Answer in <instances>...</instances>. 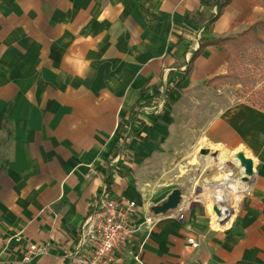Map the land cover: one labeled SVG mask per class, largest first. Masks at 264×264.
<instances>
[{
	"label": "crops",
	"instance_id": "obj_1",
	"mask_svg": "<svg viewBox=\"0 0 264 264\" xmlns=\"http://www.w3.org/2000/svg\"><path fill=\"white\" fill-rule=\"evenodd\" d=\"M202 10L200 0H0V264H64L105 173L110 194L136 201L140 215L176 189L187 203L184 219L170 212L155 227L143 264H264V110L218 96L199 120L215 93L206 83L228 72L224 49L208 47L178 86L200 39L264 21V0H233L212 26L190 19ZM134 124L132 157L113 174L108 162ZM239 153L254 162L248 182ZM227 171L246 189L214 230L206 192ZM30 245L46 253L25 262ZM134 250L115 264H140Z\"/></svg>",
	"mask_w": 264,
	"mask_h": 264
},
{
	"label": "built area",
	"instance_id": "obj_2",
	"mask_svg": "<svg viewBox=\"0 0 264 264\" xmlns=\"http://www.w3.org/2000/svg\"><path fill=\"white\" fill-rule=\"evenodd\" d=\"M214 14H217L216 10ZM136 125H128L124 134L119 138L117 153L108 162L113 174H118L123 165L132 157L129 145L136 136L134 132ZM221 169L224 171L223 166ZM227 174L232 177V172L227 171ZM107 177L109 174L105 173V178ZM181 206L171 212L179 220L184 219L185 213L180 210ZM138 209V204L134 200L125 197L114 198L108 192L106 185L77 230L71 248L64 250L62 255L64 264H115L119 256L132 246H135V250L130 251L129 254L138 263L143 264L141 254L155 227L168 214L144 213L140 215ZM188 242L196 249L199 247L193 239ZM45 253L46 250L30 245L23 259L25 262H30L36 256Z\"/></svg>",
	"mask_w": 264,
	"mask_h": 264
},
{
	"label": "trees",
	"instance_id": "obj_3",
	"mask_svg": "<svg viewBox=\"0 0 264 264\" xmlns=\"http://www.w3.org/2000/svg\"><path fill=\"white\" fill-rule=\"evenodd\" d=\"M202 3L203 10L199 14L190 15V19L203 25H213L215 22L221 17L224 13V10L228 5L232 3L233 0H200ZM213 9H216L217 14H213ZM208 47H216L218 49H224L228 54V72L224 75L217 76L211 80H209L206 85L207 87L213 88L217 90L223 84L230 83L232 81H241L244 82L246 85H251V89H255L257 87L256 80L254 82L251 81L253 78H257L259 73L256 75L251 74L250 70L247 68L245 69L242 66V60L245 53L248 50H252L254 52H261L264 54V21L257 23L256 25L250 27L248 30L236 35L227 38H219V39H211L208 37H202L200 39V46L197 51L193 53L191 60L189 61L187 71L185 73V77L182 79L181 84L178 86H182L183 83L190 78L191 74L194 70L195 61L200 58L205 50ZM239 67V68H236ZM253 67V66H251ZM264 68V63L263 66ZM238 71V72H237ZM260 73H263L262 78L260 81L264 83V70H260ZM249 87V86H247ZM172 92V88L169 90L167 89L163 93V98L168 99L170 93ZM252 98L256 97V100L251 101V103H258L260 101L264 105V90L260 92H253L252 91ZM151 105V101H145L143 104H139L134 106L129 115L130 123H134L137 121V117L139 113L149 107ZM255 106V105H254ZM261 107V106H260ZM262 110V108H259ZM107 190L111 192L112 187V177L109 176L106 180Z\"/></svg>",
	"mask_w": 264,
	"mask_h": 264
},
{
	"label": "rangeland",
	"instance_id": "obj_4",
	"mask_svg": "<svg viewBox=\"0 0 264 264\" xmlns=\"http://www.w3.org/2000/svg\"><path fill=\"white\" fill-rule=\"evenodd\" d=\"M242 62H244V63H242V66L245 69L248 68L250 70L251 74H253V75H256V73L260 74V75H257V78L251 79L252 82H254L256 80V82L258 84L257 87L252 90L251 85H249V84L246 85L244 82L242 83L241 82L242 80L241 81H232L230 83L223 84L222 86H220L219 89L215 90L214 94L212 93V94H210V96H207L208 98L204 99L203 104L205 107L201 111H199V113H198V114L202 115L201 119H199V120L202 121L207 117H211L210 114H212L214 111V110H212V108L218 107L217 105L214 106L215 98H217L218 96L225 99V102H224L225 106H231V105H234V104L239 103V102H248L249 104H251L253 106L255 105V107H257V108H262V110H264V105L260 101H257L258 103H253V104L251 103V101L257 99L256 97L252 98V96H254V95H252V91L257 93V92L262 91V89L264 90V83L262 81H260V78H262V76H263V73L261 74L260 70H262V69L264 70V68L262 67L263 63H264V54H262L261 52L257 53V52H254L252 50H248L245 53ZM251 66H253V67H251ZM236 68H239V67H236ZM247 86H249V87H247ZM197 127H198L197 131H200L199 126L196 124V128ZM200 146L201 145H199L198 148ZM195 151H196L195 152L196 156L201 154V152H197V147H196ZM207 157H210L211 160L214 159V155L211 154V152L208 153ZM222 181H223L222 178L217 177L212 183H221ZM207 193H209V191L206 192V194ZM185 194L188 197V199H190L192 197L191 192L187 188L185 189ZM233 201L235 202V206H236V201L234 198L230 202H233ZM182 204H183V201H182ZM169 213H167V214H169ZM167 214H164V215H167Z\"/></svg>",
	"mask_w": 264,
	"mask_h": 264
},
{
	"label": "bare ground",
	"instance_id": "obj_5",
	"mask_svg": "<svg viewBox=\"0 0 264 264\" xmlns=\"http://www.w3.org/2000/svg\"><path fill=\"white\" fill-rule=\"evenodd\" d=\"M222 163V162H221ZM246 186L239 179H234L228 176L222 183H216L211 186L206 200V216L210 226L215 230L224 227L234 217L236 209L235 202H230V197L236 201L240 198L241 194L245 191ZM232 194V195H231ZM218 206L221 214L218 215L214 211V207ZM187 203L181 206V209H186Z\"/></svg>",
	"mask_w": 264,
	"mask_h": 264
},
{
	"label": "water",
	"instance_id": "obj_6",
	"mask_svg": "<svg viewBox=\"0 0 264 264\" xmlns=\"http://www.w3.org/2000/svg\"><path fill=\"white\" fill-rule=\"evenodd\" d=\"M202 154H206V151H203ZM237 159L240 165L242 166V168H244L243 181L248 182L249 179L254 175V171H253L254 162L252 159L247 158L244 153L237 154ZM182 201H183L182 192L179 189H176L170 194L166 202H164L162 205L155 206L153 208V212L156 215L167 214L169 212L178 209V207L182 204ZM214 211L218 215L221 214V211L218 208V206L214 207Z\"/></svg>",
	"mask_w": 264,
	"mask_h": 264
}]
</instances>
